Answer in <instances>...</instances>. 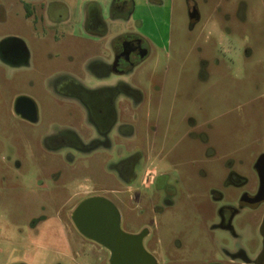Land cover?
I'll return each instance as SVG.
<instances>
[{
  "label": "rangeland",
  "instance_id": "obj_1",
  "mask_svg": "<svg viewBox=\"0 0 264 264\" xmlns=\"http://www.w3.org/2000/svg\"><path fill=\"white\" fill-rule=\"evenodd\" d=\"M23 2L0 0V42L16 38L30 53L26 67L0 61V264H109V253L69 222L70 207L86 192L116 205L124 233L148 228L142 245L157 264H210L222 248L234 245L254 257L260 250L256 225L244 229L242 220L235 243L227 233H213L208 223L199 241L197 231L185 226L182 248L175 251L172 241L185 217L180 212L186 205L192 209L191 199L176 193L173 203L180 215L171 219L163 210V195L154 204L137 196L129 209L107 191L126 189L128 180L137 186L153 168L169 174L171 164H177L183 187L196 191L197 166L186 159L191 144L183 137L190 124L218 131L212 138L215 158L203 165L207 176L196 201L206 218L214 209L207 188H216L224 205L234 196L223 187L229 169L255 185V162L264 154V0H161L159 9L155 0H136V27L150 54L119 90L131 101L123 119L125 139L119 147L88 153L61 146V136L47 137L72 128L85 133L80 113L55 96L52 83L79 74L97 56L96 44L34 31L24 19ZM190 8L199 18L192 29ZM124 27L131 29L133 21ZM19 95L35 102L37 125L13 115L11 104ZM136 155L140 159L134 162ZM172 179L176 176L170 174ZM151 208L163 211L153 215Z\"/></svg>",
  "mask_w": 264,
  "mask_h": 264
},
{
  "label": "flooded vegetation",
  "instance_id": "obj_2",
  "mask_svg": "<svg viewBox=\"0 0 264 264\" xmlns=\"http://www.w3.org/2000/svg\"><path fill=\"white\" fill-rule=\"evenodd\" d=\"M154 4L159 9L162 2L155 0ZM22 5L24 19L34 31L40 28L41 32L52 31L56 32V35L60 33L62 36L68 35L74 39L81 37L89 43L93 41L96 44L97 56L91 63L84 64L79 74H70L52 83L55 96L74 106L80 113L79 125L80 129H85V133L80 134L79 129L75 128L64 129L58 130L59 132L56 134L48 135L47 139L61 136V146L68 145L70 148L84 153L97 149L119 147L125 139L123 119L125 112L129 110V102H131L128 96L122 95L119 90L126 88L124 78L129 76L132 70L150 54L148 42L138 34L140 26L136 27V18L131 20L132 16L136 14L135 1L25 0ZM187 17L188 27L192 29L199 20L198 13L194 8H190ZM129 20L133 21V27L125 30L124 24ZM8 39L19 41L22 48L19 45H11L5 55L12 57V61H4L1 55L0 61L11 68L28 66L30 53L26 45L16 38ZM55 41L58 40L55 38ZM22 50L25 51V57H22ZM22 59L24 60L18 61ZM18 99H24L27 102L24 101L17 109L19 113H16L15 102ZM11 111L17 119L29 126H35L39 123L38 108L29 97L16 96L11 104ZM217 135L218 131L209 124L186 126L183 137L186 142L191 144L186 151V159L191 160L192 166L194 164L197 166L196 191L183 187V181L178 175L177 164H171L169 174L160 172L158 168H153L143 173L137 186L136 182L133 186L131 185L132 181L128 180L130 184L127 185L126 189L124 187L113 188L108 190L107 194L120 206H127V208L130 207V201H136L137 196L143 199L150 197L149 202L154 204L160 195H163L165 198L163 210L171 219L179 216L180 213V216H185L181 217L184 224L180 234H176L178 238L175 237V240L172 241V247L175 251L182 248L179 238L183 236L185 226L190 227V233L193 230L197 231V240L199 241V235L202 234L205 223H208L213 233H227L235 243L239 239L242 220V222L245 221L244 229H250L256 225L260 237V250L254 257L250 258L245 249L234 245L231 248H222L219 259L210 264H264V190L260 189V181L255 167V185L242 173L232 169L228 170L223 187H230L234 196L225 205L222 204L216 188H207L214 207L210 217L206 218L203 210L197 205L196 201L201 195L200 192L203 191V183L207 176L203 165L215 158L212 138ZM137 155L134 157V162L140 159V156ZM263 157L264 154H261L257 158L255 166ZM124 162V159L121 160V163ZM172 163L175 162L172 160ZM170 174L176 176V179L168 181ZM123 183L125 182L123 181ZM175 185L181 186L180 191L174 187ZM147 192H149L148 195ZM176 193H179L181 198L185 197L192 200L191 210L186 205L180 213L177 211V207L173 203V197ZM81 196L86 197L84 200L102 198L97 196L95 192H86ZM193 196H196L195 200L192 199ZM102 199L107 200L116 208L121 223L122 217L116 205L106 198ZM79 204L70 207L69 222L72 225L71 216ZM163 210L158 211V209L151 208L149 212L156 215L162 213ZM144 213H146L145 210ZM258 216L260 219L257 223L255 219ZM142 233L143 243L150 236V231L146 226H142L136 233L130 235ZM172 237L174 236L172 235ZM152 254L151 256L156 260L155 254Z\"/></svg>",
  "mask_w": 264,
  "mask_h": 264
},
{
  "label": "water",
  "instance_id": "obj_3",
  "mask_svg": "<svg viewBox=\"0 0 264 264\" xmlns=\"http://www.w3.org/2000/svg\"><path fill=\"white\" fill-rule=\"evenodd\" d=\"M11 45H19L22 48V44L17 40H4L0 44V55L4 61H12V57L5 55ZM25 56V51L22 50V57ZM24 101V99L16 100V113H19L17 109ZM255 169L259 177L260 189L264 190V157L257 162ZM71 221L83 238L109 252V264H156V260L143 248V233L140 235L124 233L120 228V218L116 208L107 200L102 198L84 200L72 213Z\"/></svg>",
  "mask_w": 264,
  "mask_h": 264
},
{
  "label": "crops",
  "instance_id": "obj_4",
  "mask_svg": "<svg viewBox=\"0 0 264 264\" xmlns=\"http://www.w3.org/2000/svg\"><path fill=\"white\" fill-rule=\"evenodd\" d=\"M97 1V0H96ZM135 1V6H136V0H134ZM136 18V14H134L133 16H132V18H131V20H133V19H135Z\"/></svg>",
  "mask_w": 264,
  "mask_h": 264
}]
</instances>
